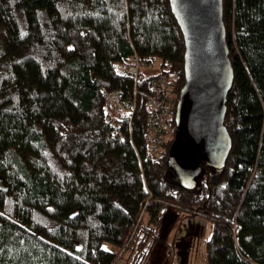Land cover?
Instances as JSON below:
<instances>
[{"label":"trees","instance_id":"1","mask_svg":"<svg viewBox=\"0 0 264 264\" xmlns=\"http://www.w3.org/2000/svg\"><path fill=\"white\" fill-rule=\"evenodd\" d=\"M223 1L233 147L186 190L170 165L175 118L155 158L146 136L155 79L176 80V103L186 81L170 1L0 0V264H115L126 252L127 264H160L162 248L172 264L181 212L214 221L207 264H264V0ZM135 54L137 86L114 70ZM104 88L138 103L121 134Z\"/></svg>","mask_w":264,"mask_h":264},{"label":"water","instance_id":"2","mask_svg":"<svg viewBox=\"0 0 264 264\" xmlns=\"http://www.w3.org/2000/svg\"><path fill=\"white\" fill-rule=\"evenodd\" d=\"M185 38V84L176 107L170 165L184 189L197 186L203 166L220 171L230 156L225 124L234 81L223 0H169Z\"/></svg>","mask_w":264,"mask_h":264},{"label":"built area","instance_id":"3","mask_svg":"<svg viewBox=\"0 0 264 264\" xmlns=\"http://www.w3.org/2000/svg\"><path fill=\"white\" fill-rule=\"evenodd\" d=\"M142 59L135 54L129 61H118L114 64V70L118 75L131 78L135 81L136 86L138 80L144 72ZM154 92L146 98V114L147 120V147L148 155L155 158L161 151L162 144L167 141V133L171 131L172 119L176 116V80L168 75L162 74L156 79ZM102 94L106 104L112 105L118 112L119 121L111 118V125L114 126L115 133L121 134L124 127H132V121L137 115L138 103L135 100L128 101L123 97V93L119 91H110L103 89ZM177 129V126L175 130Z\"/></svg>","mask_w":264,"mask_h":264},{"label":"rangeland","instance_id":"4","mask_svg":"<svg viewBox=\"0 0 264 264\" xmlns=\"http://www.w3.org/2000/svg\"><path fill=\"white\" fill-rule=\"evenodd\" d=\"M161 60H156L150 67H147L149 73L160 71ZM214 221L204 215L187 216L181 212L170 225L169 235L166 238V245H173L174 258L172 264H207L206 241L212 234ZM103 247L116 250L118 247L109 242H104ZM123 251H121V254ZM160 264H167L169 258L167 250L161 249ZM127 258V252L124 253V260ZM126 260V259H125Z\"/></svg>","mask_w":264,"mask_h":264},{"label":"crops","instance_id":"5","mask_svg":"<svg viewBox=\"0 0 264 264\" xmlns=\"http://www.w3.org/2000/svg\"><path fill=\"white\" fill-rule=\"evenodd\" d=\"M115 264H127L126 260L119 259Z\"/></svg>","mask_w":264,"mask_h":264},{"label":"bare ground","instance_id":"6","mask_svg":"<svg viewBox=\"0 0 264 264\" xmlns=\"http://www.w3.org/2000/svg\"><path fill=\"white\" fill-rule=\"evenodd\" d=\"M136 84V83H135ZM105 89V88H104ZM137 93V92H136ZM136 96V95H135ZM135 98V97H134ZM136 99V98H135Z\"/></svg>","mask_w":264,"mask_h":264}]
</instances>
